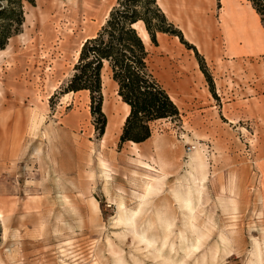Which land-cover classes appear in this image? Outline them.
Returning <instances> with one entry per match:
<instances>
[{
    "label": "rangeland",
    "instance_id": "obj_1",
    "mask_svg": "<svg viewBox=\"0 0 264 264\" xmlns=\"http://www.w3.org/2000/svg\"><path fill=\"white\" fill-rule=\"evenodd\" d=\"M232 1L234 45L225 0H159L182 37L148 36V62L179 118L137 145L106 139L124 109L107 68L101 135L89 92L63 93L116 0L24 2L0 49V264H264V25Z\"/></svg>",
    "mask_w": 264,
    "mask_h": 264
},
{
    "label": "trees",
    "instance_id": "obj_2",
    "mask_svg": "<svg viewBox=\"0 0 264 264\" xmlns=\"http://www.w3.org/2000/svg\"><path fill=\"white\" fill-rule=\"evenodd\" d=\"M35 0H0V49L9 38L22 29L25 19L24 2ZM264 25V0H250ZM134 23L145 28L156 43L157 32H172V28L157 0H116L100 28L80 45L73 73L63 87V93L89 92L90 108L104 132L106 117L102 112L103 69L107 68L117 85V94L129 106L120 134V142H142L150 134V123L158 119L179 118V111L167 91L153 75L149 49Z\"/></svg>",
    "mask_w": 264,
    "mask_h": 264
},
{
    "label": "crops",
    "instance_id": "obj_3",
    "mask_svg": "<svg viewBox=\"0 0 264 264\" xmlns=\"http://www.w3.org/2000/svg\"><path fill=\"white\" fill-rule=\"evenodd\" d=\"M157 1L159 3V0H157ZM234 4L235 3L232 0H225V4L222 7V13H221V17H222L221 20L223 21V24H224V31H225L226 35H228V39H229V41L231 42L232 45H234V38H236L237 35H238V33H237L238 32V26H239V24H241L240 20H241L242 23L244 21L245 24L244 23L243 24H244L245 28L249 29V26H250L249 20L247 19V21H246L245 19H243L244 15H241V14H238L237 12H235ZM50 5H51V3L49 1H45L43 3L42 11H44V12L49 11ZM159 5H161V4L159 3ZM173 9H175V8H173ZM164 11L166 13L165 9H164ZM137 24L138 23H134V25L136 27H137ZM46 26H47V24H45V27ZM138 30H139L140 34L142 35V37L145 40L148 37V34H147V32H146V30H145V28L143 27L142 24L140 25V28H138ZM246 32L247 33L245 34V37H244L246 42L249 45L254 46L256 44V38L254 37L253 34L250 33V30H248ZM94 34H95V32H92L89 35H87L86 37L92 36ZM160 40H161V42H164V38L163 37H160ZM5 90H7V92H10V90L8 88H5ZM4 103L6 105L10 106V107H13L15 105V102L13 100H9V99H4ZM122 104H123V108L124 109L117 108L116 115H114V116H111L110 114L108 115L107 125H106V132H105V134L106 133L108 134L106 136V139L108 141L112 139L114 132L120 131V128L123 125V122H124L128 112H129V106L126 103H124V102H122ZM119 111L121 112V115H119ZM129 142L133 143L134 145H137L136 142H133V141H129ZM199 164L201 166V162L200 161H199Z\"/></svg>",
    "mask_w": 264,
    "mask_h": 264
},
{
    "label": "bare ground",
    "instance_id": "obj_4",
    "mask_svg": "<svg viewBox=\"0 0 264 264\" xmlns=\"http://www.w3.org/2000/svg\"><path fill=\"white\" fill-rule=\"evenodd\" d=\"M188 205H189V203H188ZM192 205V204H191ZM190 208V207H189ZM192 208H193V206H192ZM131 220V219H130ZM123 222V221H122ZM125 222V224L126 225H130L131 224V221H124Z\"/></svg>",
    "mask_w": 264,
    "mask_h": 264
}]
</instances>
